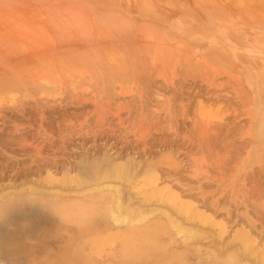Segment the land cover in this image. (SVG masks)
I'll return each mask as SVG.
<instances>
[{"label": "rangeland", "instance_id": "1", "mask_svg": "<svg viewBox=\"0 0 264 264\" xmlns=\"http://www.w3.org/2000/svg\"><path fill=\"white\" fill-rule=\"evenodd\" d=\"M0 264H264V0H0Z\"/></svg>", "mask_w": 264, "mask_h": 264}, {"label": "bare ground", "instance_id": "2", "mask_svg": "<svg viewBox=\"0 0 264 264\" xmlns=\"http://www.w3.org/2000/svg\"><path fill=\"white\" fill-rule=\"evenodd\" d=\"M165 193V192H164ZM160 195H163V192H159ZM174 199V198H173ZM70 212V211H69ZM144 216V215H143ZM147 216V215H146ZM145 217V216H144ZM138 219V218H136ZM178 231V230H177Z\"/></svg>", "mask_w": 264, "mask_h": 264}]
</instances>
